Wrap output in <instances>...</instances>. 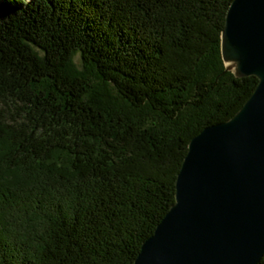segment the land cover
<instances>
[{
    "label": "trees",
    "instance_id": "trees-1",
    "mask_svg": "<svg viewBox=\"0 0 264 264\" xmlns=\"http://www.w3.org/2000/svg\"><path fill=\"white\" fill-rule=\"evenodd\" d=\"M233 1L0 0V264L136 263L259 83L223 57Z\"/></svg>",
    "mask_w": 264,
    "mask_h": 264
},
{
    "label": "water",
    "instance_id": "water-1",
    "mask_svg": "<svg viewBox=\"0 0 264 264\" xmlns=\"http://www.w3.org/2000/svg\"><path fill=\"white\" fill-rule=\"evenodd\" d=\"M227 69L256 75L231 118L189 146L176 201L135 264H259L264 257V0H234L222 33Z\"/></svg>",
    "mask_w": 264,
    "mask_h": 264
},
{
    "label": "rangeland",
    "instance_id": "rangeland-1",
    "mask_svg": "<svg viewBox=\"0 0 264 264\" xmlns=\"http://www.w3.org/2000/svg\"><path fill=\"white\" fill-rule=\"evenodd\" d=\"M76 60H77V62L82 66L83 65V59H82V56H81V53H78L77 54V56H76ZM115 93V92H114ZM115 96H116V94H115ZM114 98H117V97H114ZM118 99V98H117ZM118 101H120L122 104H126V105H128L125 101H122V100H119L118 99Z\"/></svg>",
    "mask_w": 264,
    "mask_h": 264
}]
</instances>
